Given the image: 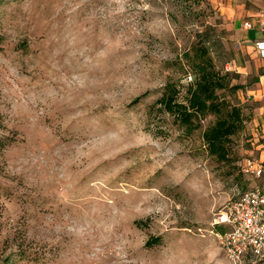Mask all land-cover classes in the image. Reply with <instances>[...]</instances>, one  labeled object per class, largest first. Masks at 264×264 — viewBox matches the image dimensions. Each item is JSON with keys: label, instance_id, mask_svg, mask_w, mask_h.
I'll return each instance as SVG.
<instances>
[{"label": "rangeland", "instance_id": "rangeland-1", "mask_svg": "<svg viewBox=\"0 0 264 264\" xmlns=\"http://www.w3.org/2000/svg\"><path fill=\"white\" fill-rule=\"evenodd\" d=\"M245 21L233 0H0V264H249L215 232L263 182L246 171L264 168V61ZM202 40L243 87L217 92L242 120L224 161L203 139L215 115L188 130L156 103L166 83L184 98Z\"/></svg>", "mask_w": 264, "mask_h": 264}, {"label": "trees", "instance_id": "trees-1", "mask_svg": "<svg viewBox=\"0 0 264 264\" xmlns=\"http://www.w3.org/2000/svg\"><path fill=\"white\" fill-rule=\"evenodd\" d=\"M210 43V40H202L201 45L194 51L190 66L195 73V79L188 83L184 98L180 99L177 85L166 83L156 103L159 104L162 112L169 114L180 126L188 130L195 128L194 119L197 116L215 115L216 120L204 131L203 139L209 154L218 161H224L228 156V142L232 136L242 129V120L240 109L228 107L225 103L219 101L217 92L227 88L236 91L243 87L239 84L230 86L229 77L231 73L225 72L222 74L216 69L209 56ZM142 96H137L131 101V104L139 102ZM136 224H139V222L136 221ZM215 232L221 233L222 228L215 226ZM158 244H160V237L151 236L146 240L144 246L150 248ZM244 262L253 264L248 260H244ZM262 262L264 260L256 264Z\"/></svg>", "mask_w": 264, "mask_h": 264}, {"label": "built area", "instance_id": "built-area-1", "mask_svg": "<svg viewBox=\"0 0 264 264\" xmlns=\"http://www.w3.org/2000/svg\"><path fill=\"white\" fill-rule=\"evenodd\" d=\"M260 15L256 27L262 37L255 41L254 51L256 57L264 61V0ZM242 25L246 31L255 29L250 21ZM261 82L264 83V71ZM247 166H251V161H247ZM246 171L255 178H262L263 182L240 192L224 207L215 220V225L222 228L216 235L230 260L256 264L264 260V168L257 166Z\"/></svg>", "mask_w": 264, "mask_h": 264}, {"label": "crops", "instance_id": "crops-1", "mask_svg": "<svg viewBox=\"0 0 264 264\" xmlns=\"http://www.w3.org/2000/svg\"><path fill=\"white\" fill-rule=\"evenodd\" d=\"M233 1L241 9L242 13L247 16V21H250L256 28V24L258 20L261 18L260 8L263 5V0H233ZM250 31H255V29Z\"/></svg>", "mask_w": 264, "mask_h": 264}]
</instances>
